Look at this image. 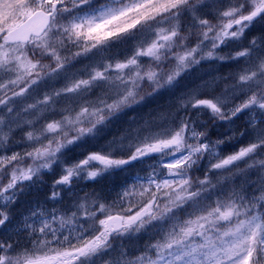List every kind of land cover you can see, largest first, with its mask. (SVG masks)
Instances as JSON below:
<instances>
[{"label":"snow or ice","instance_id":"1","mask_svg":"<svg viewBox=\"0 0 264 264\" xmlns=\"http://www.w3.org/2000/svg\"><path fill=\"white\" fill-rule=\"evenodd\" d=\"M0 16V264H264V0H0ZM202 64L221 70L170 111L65 159L69 133L94 136Z\"/></svg>","mask_w":264,"mask_h":264},{"label":"rangeland","instance_id":"2","mask_svg":"<svg viewBox=\"0 0 264 264\" xmlns=\"http://www.w3.org/2000/svg\"><path fill=\"white\" fill-rule=\"evenodd\" d=\"M128 50L127 44H119L113 46L111 51L114 54L117 55H123L125 51ZM217 69L214 66H209L207 64H202L194 69L190 73H188L180 83L176 85L175 88L172 89H163L159 91L156 94H153L152 96L148 98H155L156 96L163 95L167 100L170 98L172 99V106L169 104L168 108H166L165 111H170L171 108H173L175 97L181 92L185 91L188 87H191L192 84L197 83L201 79H206L209 76H212L215 74ZM146 100L128 110L121 113L118 117L114 118L112 121H110L109 125L107 127L100 128L97 133L89 138H86L84 141L79 142L77 144H74L70 146L68 149H65V159L70 160L72 158H79L83 156L87 151L94 148L96 144L102 143L103 141L109 139L110 135L108 133L113 130L116 131V135H118L125 127L131 126L135 123H140L144 120L145 114H148L149 110L143 109L142 113L139 114V109L141 108V105L144 104ZM196 110H193V115H195ZM131 118V119H130ZM244 115L237 116L235 119L229 122H217L215 125L212 126L210 129V134L215 135L216 137H222L223 135H227L228 132L225 131V129H228V131L238 130L242 125L241 121L244 120ZM201 119H207V113L201 114ZM154 127H163V124L161 125H154ZM251 132H246L245 136L242 137L244 139H247L249 136H251ZM114 136V135H112ZM111 136V137H112ZM236 144H230L227 145L226 151H231L234 149ZM59 165L54 166L53 171L45 173L43 176V179L41 181H38L37 184L28 185L23 191H21L19 196V202L17 204V216H21V214H25L27 210L33 205L38 204L40 201L44 199V196L48 192V189L52 185V182L57 178L59 174ZM117 179L116 177H110L107 180L103 181L97 187H99L102 191L106 190L113 181ZM86 185L84 184H77L74 188L65 189L63 192V196L67 199H70L69 193H75L78 190L83 191L85 189Z\"/></svg>","mask_w":264,"mask_h":264},{"label":"trees","instance_id":"3","mask_svg":"<svg viewBox=\"0 0 264 264\" xmlns=\"http://www.w3.org/2000/svg\"><path fill=\"white\" fill-rule=\"evenodd\" d=\"M2 20H3V16H0V21H2ZM172 99L173 98H170L167 100L163 95L156 96L153 99L146 98V102L144 104H142L141 108L139 109V114L142 113L143 109L149 110L148 114H145L146 115L144 117V119H145L146 117L150 118L152 116L157 115V113L164 112L166 110V108H168V105L167 106L165 105L166 103L172 106ZM108 135L111 136V133L109 132ZM250 137L251 136H249L247 139H249ZM242 142H244V138H241V140L238 141L237 144L242 143ZM234 147H236V145ZM18 202H19V196H18Z\"/></svg>","mask_w":264,"mask_h":264},{"label":"clouds","instance_id":"4","mask_svg":"<svg viewBox=\"0 0 264 264\" xmlns=\"http://www.w3.org/2000/svg\"><path fill=\"white\" fill-rule=\"evenodd\" d=\"M147 92H148V90L146 89V90H145V93H146V94H145L144 97L141 98L140 103L144 102V101L146 100V98L152 96V95H148ZM140 103H139V104H140ZM72 139H73V137H72V135L69 133V134L65 137V139H64V141H63V142L65 143V145H66L68 148H69L70 146L73 145V144H70V143H69V141H71Z\"/></svg>","mask_w":264,"mask_h":264}]
</instances>
